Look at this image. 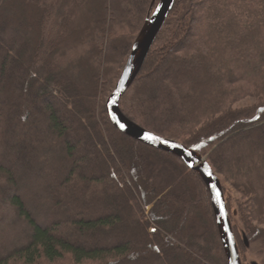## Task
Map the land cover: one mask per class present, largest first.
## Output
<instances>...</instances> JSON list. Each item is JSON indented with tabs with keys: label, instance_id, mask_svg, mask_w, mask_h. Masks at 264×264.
Wrapping results in <instances>:
<instances>
[{
	"label": "trees",
	"instance_id": "trees-1",
	"mask_svg": "<svg viewBox=\"0 0 264 264\" xmlns=\"http://www.w3.org/2000/svg\"><path fill=\"white\" fill-rule=\"evenodd\" d=\"M150 2L0 0V264H227L199 176L105 111ZM119 106L207 154L264 264V0H176Z\"/></svg>",
	"mask_w": 264,
	"mask_h": 264
},
{
	"label": "water",
	"instance_id": "water-1",
	"mask_svg": "<svg viewBox=\"0 0 264 264\" xmlns=\"http://www.w3.org/2000/svg\"><path fill=\"white\" fill-rule=\"evenodd\" d=\"M176 0H151L145 19L135 35L120 74L105 100V111L110 123L121 133L151 147L176 156L185 175L196 174L202 180L209 195L216 229L227 264H242L235 240L223 184L213 170L206 155L183 143L144 128L127 117L120 109L122 96L130 88ZM123 125V127H121ZM151 135L152 139H146ZM214 186V187H213ZM219 193V196L216 193ZM248 264H260L249 259Z\"/></svg>",
	"mask_w": 264,
	"mask_h": 264
},
{
	"label": "rangeland",
	"instance_id": "rangeland-1",
	"mask_svg": "<svg viewBox=\"0 0 264 264\" xmlns=\"http://www.w3.org/2000/svg\"><path fill=\"white\" fill-rule=\"evenodd\" d=\"M150 6V4H149ZM169 16V15H168ZM167 19V18H166ZM194 28V29H193ZM197 29V24L196 23H193L192 25V37L195 36L194 33H195V30ZM191 37V38H192ZM122 69V68H121ZM121 71V70H120ZM120 74V73H119ZM255 101L253 100V98H244L242 100H240L239 102H237L235 104V107H243V106H249V105H252L254 104ZM206 155L207 157V154H204ZM230 158V156H228ZM227 158V159H229ZM178 160V159H177ZM179 161V160H178ZM228 161V165L231 169H234L233 166V162L230 161V160H227ZM180 163V162H179ZM181 165V164H180ZM183 173V172H182ZM183 175H185L183 173ZM187 176V175H185ZM222 184H223V188H224V193H225V198L227 197L228 198V204H229V213L230 215L232 214V218L235 222V225H236V228L238 230V232L243 235V225H242V222L241 220L239 219L238 217V212H237V203L238 201L241 199V195L239 194V192H237L229 183H227L226 181L222 180ZM227 201V200H226ZM155 202V201H154ZM152 202L150 204V206L154 203ZM150 206H148V208H150ZM212 257L215 256V253H211ZM249 259H255L256 261H258L260 263V261L256 258V255L254 254L252 248H246L243 252V255L241 256V260H242V264H248V260ZM64 264V262H68V258H65L63 259L62 261H57V263H60L61 264ZM261 264V263H260Z\"/></svg>",
	"mask_w": 264,
	"mask_h": 264
},
{
	"label": "snow or ice",
	"instance_id": "snow-or-ice-1",
	"mask_svg": "<svg viewBox=\"0 0 264 264\" xmlns=\"http://www.w3.org/2000/svg\"><path fill=\"white\" fill-rule=\"evenodd\" d=\"M121 127H123V125H121ZM152 138L153 137L151 135L146 136V139H152ZM216 195L219 196V193L217 192ZM153 231H155V229H153Z\"/></svg>",
	"mask_w": 264,
	"mask_h": 264
}]
</instances>
